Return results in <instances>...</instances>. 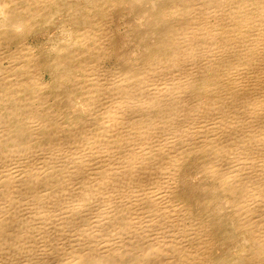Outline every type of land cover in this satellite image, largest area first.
<instances>
[{
    "label": "bare ground",
    "instance_id": "1",
    "mask_svg": "<svg viewBox=\"0 0 264 264\" xmlns=\"http://www.w3.org/2000/svg\"><path fill=\"white\" fill-rule=\"evenodd\" d=\"M222 263L264 264V0H0V264Z\"/></svg>",
    "mask_w": 264,
    "mask_h": 264
},
{
    "label": "rangeland",
    "instance_id": "2",
    "mask_svg": "<svg viewBox=\"0 0 264 264\" xmlns=\"http://www.w3.org/2000/svg\"><path fill=\"white\" fill-rule=\"evenodd\" d=\"M138 11H141V10H138ZM121 12V11H120ZM124 12V14H125V12L126 11H123ZM122 13V12H121ZM127 13V12H126ZM63 15H64V13H63ZM140 15V14H139ZM56 16V17H55ZM57 16H58V18H57ZM54 20L51 22V23H55V25L54 24H48V25H46V26H41V28L39 29L40 31L35 35V32H32V33H30L28 36H29V39H30V41L32 40L33 41V44H36L35 45V50H36V52L38 51V52H41V54L43 53V54H47V52H52V48H48L49 46V44L52 42V38L53 39H56V40H60L61 38H62V36H63V34H62V32H61V27L59 26V23L58 22H61V19H62V14H54ZM138 17V16H137ZM136 17V15H135V13L134 14H129V16H127V20H129V22L131 23L130 25H131V28L130 29H126V23L124 22L122 25H121V28H117V29H115V37L118 39V47L119 48H116V50H118L117 51V54H118V56H121V58H123V59H129V60H131V61H133V60H135V59H137V58H139L138 60H139V62L138 63H141V61H142V57L145 55V48H142V45H139V46H136L135 47V45H137V42H138V37H137V35H136V38L134 39L133 38V36L131 37V35L130 34H128V33H126L127 32V30H130L131 31V29H133V28H135V29H137L138 27V29L136 30L137 32L138 31H143V32H148V30H149V24H148V21H145L144 19H143V21L142 22H139V21H137V18ZM133 18V19H132ZM57 19V20H56ZM135 19V21H133ZM125 20V19H124ZM123 21V20H122ZM121 21V22H122ZM138 23H142V25L140 24H138ZM57 23V24H56ZM135 24V25H134ZM136 24H137V26H136ZM53 25V26H52ZM134 25V26H133ZM125 26V27H124ZM50 27V28H49ZM133 27V28H132ZM45 28H46V30H45ZM48 29H49V32H48ZM125 29V30H124ZM139 29H142V30H139ZM53 30V31H52ZM124 33H123V32ZM136 31L134 30L133 31V33H136ZM37 32V31H36ZM41 32V33H40ZM44 32V33H43ZM53 32H55V33H53ZM49 33V34H48ZM45 34H46V36H45ZM54 35V36H53ZM58 35V36H57ZM36 36V37H35ZM122 36V37H121ZM127 36V37H126ZM129 36V37H128ZM35 37V38H34ZM43 37H44V39H43ZM47 37H48V39H47ZM51 37V38H50ZM58 37V38H57ZM60 38V39H59ZM127 38H128V42H127ZM35 39V40H34ZM47 39V40H46ZM44 40V41H43ZM122 40H125L127 43H125V44H122L123 43V41ZM130 40H134L133 42L131 41L130 42ZM38 41V42H37ZM48 41H49V43H48ZM129 43V44H128ZM130 43H132V44H130ZM38 44V45H37ZM45 44V45H44ZM38 46V47H37ZM46 47V48H44V47ZM129 48H128V47ZM132 46V47H131ZM133 46H134V48H133ZM44 48V50H40V49H43ZM133 48V49H132ZM135 48H136V50H138L137 52H136V50H135ZM138 48V49H137ZM140 48V49H139ZM119 49L120 50H122V51H119ZM129 49V50H128ZM40 50V51H39ZM50 50V51H49ZM125 50V51H124ZM128 50V51H127ZM132 52H131V51ZM44 51V52H43ZM135 51V52H134ZM127 52H128V54H127ZM129 53H130V56H129ZM135 53H136V56H135ZM140 53V54H139ZM121 54V55H120ZM127 54V55H126ZM132 54H134V56L132 55ZM123 56V57H122ZM129 56V57H128ZM137 57V58H136ZM111 60L109 61V59H107L105 62H103V65H107V66H111L113 63H115V61H114V59L113 58H110ZM112 59H113V61H112ZM109 62V63H108ZM4 64V63H3ZM119 64H123L121 61L119 62ZM48 77V76H47ZM60 96H61V98H60V100H57V102H55V105L53 106V109L54 110H58V109H60L61 107H63V108H61L62 110H65V108L68 110H74V109H77L78 108V106H79V94H68L67 93V91H65L64 89H59L58 90V92H57ZM57 107H59V108H57ZM193 161V160H192ZM192 161L190 160L189 161V163H190V165H189V163H187L189 166H187L185 169L183 168V171L184 172H182L181 174H180V176H182L183 174H185V175H183V177H181L180 179H181V187H180V195H181V197L183 198V195H184V193H182V192H185V197H184V199H185V201H188V202H190V203H192V205H193V208L194 209H196V202L197 201H199V205L200 204H204V202L206 201V203H207V210L210 212V215L212 216L211 217V219H212V222H213V227H214V230H215V232H216V241H217V245H220V243H222V251H223V254H230L231 253V250L233 249V246H234V244L235 243H237V238H236V234L233 232V230H232V228L230 227V225L227 223V224H225V225H223L224 227H225V229H226V231H227V233H225V234H219V233H217L218 232V230H219V224H221L219 221H218V219H219V215H218V213H217V210H216V208H215V203L216 202H214V198L212 199V200H210L213 196H211V193H209V192H207V191H205L203 188H202V184L204 183V184H206L205 182H206V180H205V178L199 173V169H198V167H199V165H198V162H197V160H194L193 161V163H192ZM193 164V165H192ZM195 166V167H194ZM191 168L192 169V167L193 168H195V169H193L192 171H191V169H189V168ZM186 170V171H185ZM197 171V172H196ZM192 175H191V174ZM197 173V174H196ZM199 174V175H198ZM188 175H190V176H188ZM184 177H186V178H184ZM188 177H191V178H188ZM197 179V180H196ZM204 180L203 182H202V180ZM186 180V181H185ZM179 182V181H178ZM193 183V184H192ZM182 186H184V187H182ZM184 188V189H183ZM184 190V191H183ZM194 193V194H193ZM207 195H206V194ZM190 194V195H189ZM208 197V198H207ZM192 198V199H191ZM206 198V199H205ZM209 200V201H208ZM208 201V202H207ZM201 208H200V210H203L202 209V205L200 206ZM209 207L211 208V209H209ZM214 211V212H213ZM201 213H203V214H205V211L203 210ZM217 216V217H216ZM218 221V222H217ZM228 228V229H227ZM221 229V228H220ZM232 233V234H231ZM220 236V237H219ZM219 238H220V240H219ZM224 243H225V245H224ZM231 249V250H230ZM221 253H218L217 254V256L218 255H220ZM222 264H228V263H222Z\"/></svg>",
    "mask_w": 264,
    "mask_h": 264
}]
</instances>
